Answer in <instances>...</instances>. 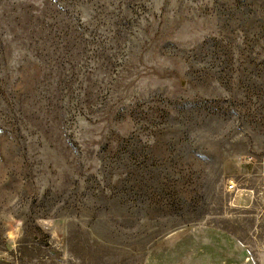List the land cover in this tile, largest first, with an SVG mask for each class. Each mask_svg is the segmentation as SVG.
Returning <instances> with one entry per match:
<instances>
[{
    "label": "rangeland",
    "instance_id": "obj_1",
    "mask_svg": "<svg viewBox=\"0 0 264 264\" xmlns=\"http://www.w3.org/2000/svg\"><path fill=\"white\" fill-rule=\"evenodd\" d=\"M247 156L264 0H0V264H264Z\"/></svg>",
    "mask_w": 264,
    "mask_h": 264
},
{
    "label": "built area",
    "instance_id": "obj_2",
    "mask_svg": "<svg viewBox=\"0 0 264 264\" xmlns=\"http://www.w3.org/2000/svg\"><path fill=\"white\" fill-rule=\"evenodd\" d=\"M242 165L247 166V167H251V170H254L255 168L258 169L259 173H255L252 172V174H248L246 175L247 178H252V176L254 177H259L261 180V188H262V194L261 196L264 198V156L262 159H257L254 156H247L243 158L242 161ZM254 174V175H253ZM241 183L239 182V180L237 179H229L227 180L226 183V187H227V191L231 194H233L235 197L241 192V188L240 186Z\"/></svg>",
    "mask_w": 264,
    "mask_h": 264
},
{
    "label": "trees",
    "instance_id": "obj_3",
    "mask_svg": "<svg viewBox=\"0 0 264 264\" xmlns=\"http://www.w3.org/2000/svg\"><path fill=\"white\" fill-rule=\"evenodd\" d=\"M53 3H56V0H51Z\"/></svg>",
    "mask_w": 264,
    "mask_h": 264
}]
</instances>
